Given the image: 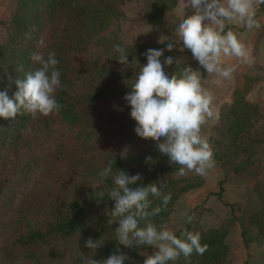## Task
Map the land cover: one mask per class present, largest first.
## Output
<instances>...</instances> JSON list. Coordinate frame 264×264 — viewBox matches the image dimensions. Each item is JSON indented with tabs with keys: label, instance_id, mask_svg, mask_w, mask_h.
<instances>
[{
	"label": "trees",
	"instance_id": "16d2710c",
	"mask_svg": "<svg viewBox=\"0 0 264 264\" xmlns=\"http://www.w3.org/2000/svg\"><path fill=\"white\" fill-rule=\"evenodd\" d=\"M129 9L143 23L161 27L164 16L177 0H14L8 28L0 34V91L11 98L17 91L15 80L24 71L39 67L31 60L33 52L47 58L55 51L61 72V87L55 98L62 105L58 113L33 119L24 114L15 120L0 118V231L5 237L1 247L3 262L25 264H83L91 252L89 238L103 239L94 259L108 258L119 247L130 259L125 264H143L151 246L125 248L115 240L118 224H107V211L114 206L108 193L111 178L101 181L98 173L113 161V171L141 174L139 187L167 179L165 193L172 199L166 211L153 218L156 225H170L176 202L190 190L201 187L205 177L169 163L156 142L138 137L136 122L123 97L131 91L137 74L147 63L144 53L161 44L123 42L121 24ZM33 27L31 39L25 34ZM43 37L45 46L37 41ZM126 48L129 64L118 63L113 46ZM166 54L161 57L163 63ZM195 70L196 63L186 61ZM23 67L24 71L16 69ZM186 65H181L184 67ZM123 69V70H121ZM176 65L165 67L172 74ZM179 71V69H177ZM259 77L244 75L243 83L232 90L228 102L220 105L219 118L210 129L209 141L216 166L229 173H249L255 179V207L248 221L264 238V128L256 126L261 118L258 105L247 98L251 83ZM40 131L49 143L47 151L34 148L33 131ZM151 156L153 163H145ZM221 181L215 195L221 197ZM93 186H96L95 188ZM103 191V197L99 196ZM97 198L103 200L98 204ZM153 207L161 201L152 198ZM205 207L194 206V216L175 231L187 228L201 234L208 250L192 256V264H228L229 244L222 223L201 228ZM244 234V231H242ZM169 264H186L183 256Z\"/></svg>",
	"mask_w": 264,
	"mask_h": 264
},
{
	"label": "clouds",
	"instance_id": "9594fccd",
	"mask_svg": "<svg viewBox=\"0 0 264 264\" xmlns=\"http://www.w3.org/2000/svg\"><path fill=\"white\" fill-rule=\"evenodd\" d=\"M260 5H264V0H181L178 5L181 18L174 17L169 21L174 27L172 36L167 37L166 49H148L144 53L147 63L123 99L130 107V117L136 122V135L156 142L158 151L169 158V163L180 166L178 175L183 176L188 170L206 177L216 166L213 149L201 130L210 120L218 119L219 112L212 92L202 85L200 71L186 64L183 57L168 56L163 63L161 57L165 50L171 52L180 46V51L190 50L192 59L217 82L230 80L239 64L226 65V59L235 58L246 65L254 63V59L236 33L227 26L235 22L249 31L259 29L261 25L256 14ZM185 9H191L193 14L186 16ZM35 31L33 27L25 34V39H31ZM37 45L45 46L43 37ZM113 48L118 53V63L123 66L129 64L126 48L120 45ZM31 60L39 67L27 71L22 66L16 69L24 71V77L15 80L17 91L13 96L10 98L7 90L0 91V118L15 120L19 115L28 114L35 119L61 110L62 105L55 98L56 90L61 87L55 51H49L47 58L41 52H33ZM173 64L176 65L175 71L166 74L165 67ZM145 163H153L152 157H146ZM98 175L101 181L112 180L113 187L108 196L114 201V206L106 215L107 224H118L115 228L118 245L153 248L152 253L145 256L143 264H169L181 256L186 264H192L194 254L203 256L208 250L207 244L202 245L199 232L185 228L181 239L167 224L158 226L153 222L154 217L167 210L172 199L170 192H164L166 178L146 186L132 187L142 181V175H129L123 170L114 172L113 161H108ZM98 193L103 197V191ZM150 197L159 199L161 203L153 207ZM102 200L97 198V203ZM185 215L187 223L192 224L194 216ZM103 243V239L89 238L86 241L85 246L91 252L85 256L83 264H101V260L93 257ZM129 259L117 247L113 254L102 259V264H125Z\"/></svg>",
	"mask_w": 264,
	"mask_h": 264
},
{
	"label": "rangeland",
	"instance_id": "374dc122",
	"mask_svg": "<svg viewBox=\"0 0 264 264\" xmlns=\"http://www.w3.org/2000/svg\"><path fill=\"white\" fill-rule=\"evenodd\" d=\"M131 5H128V9L132 7ZM13 9L14 0H0V34L8 28L11 18L10 13ZM189 11L190 9H185L186 16L191 14ZM256 19L261 25L259 29L249 31L245 28L246 30L243 31L242 36L237 34L238 39L241 37V42L245 44L251 53L254 63L251 65L241 64L235 58H232L226 59L225 64H239V67L231 78L235 81L234 87L243 83L244 75L260 78L251 83L250 90L246 95L260 109L261 118L258 119L255 125L264 128V5H260L257 9ZM164 26L162 24L161 27H155L143 23L129 9L128 14L122 20L120 39L123 42L139 41L161 44L162 46L158 49H166V44H162L166 36L160 35L159 30L163 29ZM164 54H166V57H183L186 61L196 63L195 70L200 71L202 85L212 92L217 110L222 103L229 101L234 87L213 85L214 78L208 75L198 65L197 61L192 59L190 50L185 49L184 51H180V46H177L171 52L165 50ZM217 121L218 119L210 120L202 127V135L206 136L208 140L210 136L209 131ZM32 142L34 148L38 151L44 152L49 149L48 141L36 129L33 131ZM219 173V176L218 174L215 175V173L211 174L208 184H203L201 187L193 189L194 191L187 192L176 202L168 227L175 233V231L184 226L187 217L185 214L191 208L194 206L205 207V210L200 215L201 228L205 229L211 225L222 223L225 231H227V242L229 244L228 264H264V238L257 234L256 229L249 223L247 217L249 210L255 207L256 196L253 189L255 179L249 173H229L224 181L223 171ZM258 179L264 183V172ZM221 181H224L222 184L223 192L221 197H219L214 193L219 190ZM242 231H244V234H242ZM5 234L3 230L0 231V264H25L18 260L13 263L3 262L1 247ZM180 236L183 237V231L180 232Z\"/></svg>",
	"mask_w": 264,
	"mask_h": 264
},
{
	"label": "crops",
	"instance_id": "0c3cea01",
	"mask_svg": "<svg viewBox=\"0 0 264 264\" xmlns=\"http://www.w3.org/2000/svg\"><path fill=\"white\" fill-rule=\"evenodd\" d=\"M180 2H181V0H178L176 6L174 7V9H172L171 11H168L165 14V18H164V22H163V24L165 26H164L163 29H159L160 30V35L163 34V35L166 36V39L165 40L163 39L164 43H162V44H166L167 43V37L172 36V29H173L174 26L171 23H169V21L172 18H174V17L177 18V19H178V17H180V13L178 11V5L180 4ZM189 12L191 14H193V12H192L191 9H190ZM227 28H231L236 33V35L239 34V36H242L243 31L246 30L244 27H242L241 25L236 24L235 22L229 24L227 26ZM227 28H226V31H227ZM239 38L241 40V37H239ZM234 83H235V81H233L232 79H230V80H223L221 82H217L216 78H214L213 85L216 86V84H217V86H219V87H234ZM213 169L216 170V171H214L212 169L209 170L208 175L205 177V182H204L205 185L209 183L208 181L210 179L209 177H210L211 174L213 175V173H215V175H217V174H218V176L220 175V173H219L220 171H219V169L217 167H214ZM190 191H194V190H190Z\"/></svg>",
	"mask_w": 264,
	"mask_h": 264
}]
</instances>
